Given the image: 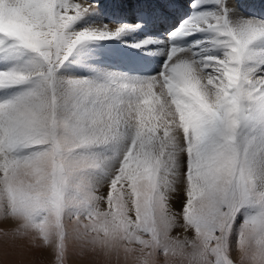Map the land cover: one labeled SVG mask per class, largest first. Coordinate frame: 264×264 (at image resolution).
<instances>
[{
  "label": "snow or ice",
  "instance_id": "6c2138e0",
  "mask_svg": "<svg viewBox=\"0 0 264 264\" xmlns=\"http://www.w3.org/2000/svg\"><path fill=\"white\" fill-rule=\"evenodd\" d=\"M101 7L0 0V231L52 264H264V19L193 0L141 76L98 48L162 42Z\"/></svg>",
  "mask_w": 264,
  "mask_h": 264
},
{
  "label": "bare ground",
  "instance_id": "6f19581e",
  "mask_svg": "<svg viewBox=\"0 0 264 264\" xmlns=\"http://www.w3.org/2000/svg\"><path fill=\"white\" fill-rule=\"evenodd\" d=\"M100 2L102 7L88 19V22L111 25L141 24L142 27H133L123 37V40L134 42L152 38L162 42L151 44L142 49L128 48L121 41L105 42L98 48V51L104 55L107 63L116 70L117 68L111 64L112 62L125 64L124 69L133 71L138 69L149 70L155 65H162L166 59V55L162 52L167 50L168 32L178 28L181 22L185 20L184 18L180 19L181 15L191 13L189 14L191 16L194 11L191 7L193 0H100ZM237 2L240 5V11L245 15L258 16L264 19V0H237ZM155 21H160L161 25L156 27ZM159 33L162 34L161 37L156 36ZM196 38H201L200 34ZM192 39L189 38L185 43H191ZM125 49L136 52V54L126 55ZM145 54L148 55V59H143ZM66 71L72 72L69 68ZM175 206L179 208V203L178 206Z\"/></svg>",
  "mask_w": 264,
  "mask_h": 264
},
{
  "label": "rangeland",
  "instance_id": "374dc122",
  "mask_svg": "<svg viewBox=\"0 0 264 264\" xmlns=\"http://www.w3.org/2000/svg\"><path fill=\"white\" fill-rule=\"evenodd\" d=\"M125 54L134 55L136 54V52H132L125 49ZM145 55L146 56L143 59H148V55L147 54ZM118 65L126 66L125 64H119V63ZM160 67L161 64L155 65L154 67H151V69L149 70H145V73L143 74H138V73H131V74L148 76L158 72L160 70ZM69 70L73 72L75 69L73 67H69ZM117 70L122 71L120 67H118ZM133 72L136 71L134 70ZM176 205L178 206V203ZM9 227L10 226L8 224L0 223V229L8 230ZM236 258L238 259V257ZM82 259L95 261V264H103V260L101 258L95 257L94 255H88L87 257H84ZM0 264H52V257L47 250H44L43 248L35 247L32 244L31 239L28 237L19 238L13 242L7 240V238L4 235V232L0 231ZM82 264H87V262L84 261L82 262Z\"/></svg>",
  "mask_w": 264,
  "mask_h": 264
}]
</instances>
